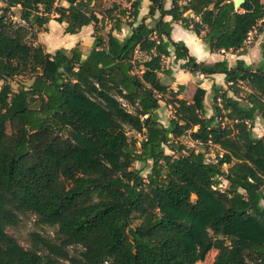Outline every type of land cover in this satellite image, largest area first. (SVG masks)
<instances>
[{"label": "trees", "instance_id": "obj_1", "mask_svg": "<svg viewBox=\"0 0 264 264\" xmlns=\"http://www.w3.org/2000/svg\"><path fill=\"white\" fill-rule=\"evenodd\" d=\"M60 1L0 0V264H194L211 251L210 264H264V129L253 132L264 122V39L253 67L197 62L170 38L177 23L210 53L242 52L263 32L262 0L237 10L233 0H148L136 25L141 0L100 17L93 0ZM51 20L69 35L92 26L91 48L47 52L34 40ZM171 54L192 76H224L226 89L210 87L212 115L203 88L187 102L184 86L161 82ZM18 76L30 85L14 91ZM126 129L141 136L137 147ZM210 146L214 161L196 150ZM25 215L52 235L33 231L21 246L6 229Z\"/></svg>", "mask_w": 264, "mask_h": 264}, {"label": "rangeland", "instance_id": "obj_2", "mask_svg": "<svg viewBox=\"0 0 264 264\" xmlns=\"http://www.w3.org/2000/svg\"><path fill=\"white\" fill-rule=\"evenodd\" d=\"M113 3L120 5L121 7L126 6L125 0H95V3L93 4L91 8L98 16H103L104 11L106 9H109ZM262 3L264 4V0H262ZM11 11H12V15L14 16L13 19L17 21L18 16H19V11L18 10H11ZM262 29H263L262 33L259 34V33L253 32L249 36L245 49L242 52H237L234 54L237 56L246 55V54L253 55L254 60L251 65L253 67H256L258 63L261 61L260 43L264 39V23H263ZM63 30H64V25L58 24L55 21L50 22V28L45 29V27H43L42 29H40L36 35V40H34V42L36 43V41L38 40V36L43 37L42 39L46 40L47 42L51 40V41H58L61 43L66 42L67 40H69V38H73V36H70L69 34H64ZM92 33H93L92 26L84 28L83 32H81L79 37L76 38L77 40L75 39L76 42H74L73 44L70 43V46L74 47L76 44H78L81 51L83 53H86L90 49L91 43L93 41ZM190 33L193 34L192 32ZM187 38L188 37L186 36L184 42H186ZM44 47L47 51L46 46ZM66 47H67V44H66ZM191 47L192 45L189 46L190 50L194 51L197 54V57L199 58L200 62L205 63V64L213 63L212 62L213 57L209 58L208 55L206 57H202L200 52L198 53V50L195 47H192V48ZM223 55H227L230 57L233 54L224 53ZM138 57L144 58L143 56H138ZM181 62L182 61L174 63L171 58L166 59L165 67H168L170 69L171 74L168 76L160 75V80L163 84L172 88L173 91H177L178 83H182V85H184V90L181 92L179 97L187 102H190L195 92V89L197 87L207 89L208 87H211L212 83H216V79L204 78L203 76H200V75L192 76L190 73L186 74L184 71L183 73H180L178 70H180L179 66L182 64ZM8 83L10 84L12 89L16 91L20 87H28V85H30V80L26 76H18L11 80H8ZM0 86H1V82H0ZM245 91L241 92L240 95L242 97L246 95ZM209 92H210V89H209ZM229 95L231 96V93H229ZM204 104L207 110V116L212 115L210 93L208 94L206 93L204 97ZM157 113H158L160 122L163 125H167L172 115L171 107H168L163 102H161L160 108L157 111ZM263 129H264V122L261 119L257 118L254 124V128H253L254 134L256 136H259L263 132ZM126 131H127V137L129 138L130 142L131 143L134 142L135 143L134 145L137 147L138 146L137 142L141 139V136L138 133H135L134 131H131L128 129H126ZM180 141L183 144H185L187 147L192 148V144L189 142L187 137H182ZM196 150L203 151L205 153V158L208 161H214L215 157L221 154L220 150L214 146L202 147V148L196 147ZM167 153L169 154L168 151ZM133 168L141 169L142 176L147 175V173L149 172V166H143L141 163H135L133 165ZM223 169L226 170L227 166L224 165ZM226 185H227L226 182L222 181L219 187L221 189H225ZM262 205L264 206V201L262 202ZM137 224H138V221H133L132 227H135ZM33 231L39 232L41 234H47V235H52L53 233L52 228L38 225L36 222V218L32 215L19 216L18 224L15 227H9L6 229L7 234L15 238V240H17V242L25 248L28 247V243H27L28 234ZM216 255H217L216 251H211L203 261H200L196 253L194 264H210Z\"/></svg>", "mask_w": 264, "mask_h": 264}, {"label": "crops", "instance_id": "obj_3", "mask_svg": "<svg viewBox=\"0 0 264 264\" xmlns=\"http://www.w3.org/2000/svg\"><path fill=\"white\" fill-rule=\"evenodd\" d=\"M95 3V0H93V2H92V6H93V4ZM125 4H126V6L125 7H129V5L125 2ZM169 0H166V5H165V7L166 8H169ZM60 5H62V6H66V3L64 2V1H60ZM1 7H3V4L0 2V8ZM148 7H149V1L148 0H141V4H140V6H139V14H138V17H137V21H136V23H135V25L136 24H138L143 18H146L147 17V13H148ZM12 10H18L19 11V7H15V8H13ZM97 15V14H96ZM98 16V15H97ZM98 17H100V16H98ZM171 20V18L169 17V16H167V17H165L164 18V21H170ZM50 22H54L53 20H51V21H49L48 22V24L45 26V29H49L50 28ZM146 22H149V19H146ZM87 27H89V26H86V27H83L82 29H81V31L79 32V33H77V34H74V35H70V36H73V38H69V40H67L66 42H63V43H61V42H58V41H51V40H49L48 42L46 41V40H43L42 38L43 37H41V36H38V40L36 41V43H40V44H42V45H44V46H46V48H47V52H49V53H52V52H54L55 50H57V49H59V48H65V49H71L72 48V46H70V43H74V42H76V38H78L79 37V35H80V33L81 32H83V30H84V28H87ZM91 27V26H90ZM45 33H46V31H45ZM129 33V28L128 27H126V26H124L123 28H122V30H121V32H115L114 33V35H116V37H118L119 39H122L123 37H125L127 34ZM188 37L186 40H188V41H186V42H184L185 41V37ZM191 37V39L189 40V38ZM170 38L174 41V42H178V41H181V42H183L184 43V45L187 47V49H188V52H189V54L191 55V56H193V57H195V59H196V61L197 62H200L199 61V58L197 57V54L194 52V51H192V50H190V48L188 47L189 45H192V43H193V45H192V47H195L197 50H198V53L200 52V54H201V56L202 57H206L207 55H208V57L210 58V57H213V63H215L217 60L218 61H222V60H224V59H226L227 60V62H228V65L229 66H233V64L235 63V61H237V60H243L247 65H252V62H253V60H254V57H253V55H251V54H246V55H240V56H237V55H231L230 57L229 56H227V55H223L224 53L223 52H221V53H210L209 51H208V49H207V47L203 44V43H201V41L195 36V35H193V34H191L189 31H187V30H184L179 24H177V23H173L172 24V31H171V36H170ZM76 39V40H75ZM92 40H93V38H92ZM193 40V41H192ZM187 42H188V44H187ZM191 43V44H190ZM66 44H67V47H66ZM194 44H196L195 46H194ZM91 45H92V43H91ZM50 48H49V47ZM91 48V47H90ZM259 50V49H258ZM223 53V54H222ZM172 60H173V55L171 54V57H170ZM167 59H169V58H167ZM217 61V62H218ZM165 63V62H164ZM181 63H183V62H181ZM212 63V64H213ZM166 69H169L168 67H166ZM170 70V69H169ZM180 73H183V71L184 70H178ZM186 74H189V73H187L186 71H184ZM161 75V74H160ZM205 78V77H204ZM208 78H213V79H216V84L217 85H220L223 89H226V86H225V84H224V76L222 75V74H215V75H212V76H210V77H208ZM178 85H182V83H178ZM182 86H184V85H182ZM170 89H172V88H170ZM205 91H206V93L208 94V93H210L209 92V89H210V87H208L207 89L206 88H203ZM180 98V97H179ZM181 99V98H180ZM262 135V133L259 135V137Z\"/></svg>", "mask_w": 264, "mask_h": 264}, {"label": "water", "instance_id": "obj_4", "mask_svg": "<svg viewBox=\"0 0 264 264\" xmlns=\"http://www.w3.org/2000/svg\"><path fill=\"white\" fill-rule=\"evenodd\" d=\"M245 0H233V5H234V8L237 10V9H240L241 6L243 5Z\"/></svg>", "mask_w": 264, "mask_h": 264}, {"label": "bare ground", "instance_id": "obj_5", "mask_svg": "<svg viewBox=\"0 0 264 264\" xmlns=\"http://www.w3.org/2000/svg\"><path fill=\"white\" fill-rule=\"evenodd\" d=\"M190 39H191V37L189 38V40H190ZM186 41H188V40H186ZM192 41H193V40H192ZM187 44H188V43H187ZM190 44H191V43H190ZM192 45H193V43H192ZM195 45H196V44H194V46H195ZM189 46H190V45H189ZM189 46H188V47H189ZM191 48H192V47H191Z\"/></svg>", "mask_w": 264, "mask_h": 264}]
</instances>
